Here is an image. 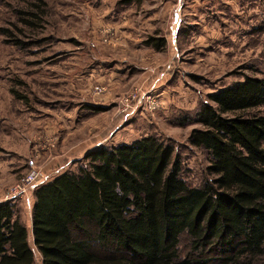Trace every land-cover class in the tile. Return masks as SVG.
Masks as SVG:
<instances>
[{
    "label": "rangeland",
    "instance_id": "374dc122",
    "mask_svg": "<svg viewBox=\"0 0 264 264\" xmlns=\"http://www.w3.org/2000/svg\"><path fill=\"white\" fill-rule=\"evenodd\" d=\"M120 1L0 0V203L29 161L51 181L76 167L88 141L156 136L173 144L187 182L210 179L206 153L188 137L209 94L264 79V0ZM37 186L16 199L31 247Z\"/></svg>",
    "mask_w": 264,
    "mask_h": 264
},
{
    "label": "trees",
    "instance_id": "16d2710c",
    "mask_svg": "<svg viewBox=\"0 0 264 264\" xmlns=\"http://www.w3.org/2000/svg\"><path fill=\"white\" fill-rule=\"evenodd\" d=\"M146 44L165 46L156 38ZM261 107L264 79L208 95L201 128L188 137L209 162L201 186L185 180L173 144L156 136L95 147L38 185L30 236L41 264H264ZM32 247L16 199L0 203V264H34Z\"/></svg>",
    "mask_w": 264,
    "mask_h": 264
},
{
    "label": "built area",
    "instance_id": "2783aa9c",
    "mask_svg": "<svg viewBox=\"0 0 264 264\" xmlns=\"http://www.w3.org/2000/svg\"><path fill=\"white\" fill-rule=\"evenodd\" d=\"M95 91L97 93L101 92V88H96ZM137 92H133L127 96V100H135L138 98L135 94ZM139 99V98H138ZM43 179L42 173L39 171L36 165H34L33 161L28 162V168L23 177L13 186L11 187L6 195L4 196L5 202H11L19 197L25 196L29 190L34 188L37 185H41L46 183L48 180Z\"/></svg>",
    "mask_w": 264,
    "mask_h": 264
},
{
    "label": "crops",
    "instance_id": "0c3cea01",
    "mask_svg": "<svg viewBox=\"0 0 264 264\" xmlns=\"http://www.w3.org/2000/svg\"><path fill=\"white\" fill-rule=\"evenodd\" d=\"M175 7V6H174ZM173 7V8H174ZM174 12H173V19H172V23H171V29H172V31L174 32V30L175 31H177V29L179 28V24L181 23V17L179 16V12H178V5H177V7H175V9L173 10ZM91 74V73H90ZM89 74V75H90ZM95 127H97V126H95ZM97 132V134H100V133H102L103 131H104V129H97L96 130ZM98 136V135H97ZM87 144H90L89 146L87 145V148H86V150H85V152L83 153V155H85L88 151H90L91 149H93V148H95V147H98V146H100V143H98V144H95L93 141H88V142H86ZM102 143V142H101Z\"/></svg>",
    "mask_w": 264,
    "mask_h": 264
}]
</instances>
